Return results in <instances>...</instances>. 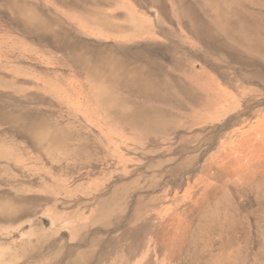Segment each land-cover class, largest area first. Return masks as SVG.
Returning a JSON list of instances; mask_svg holds the SVG:
<instances>
[{
    "label": "rangeland",
    "instance_id": "rangeland-1",
    "mask_svg": "<svg viewBox=\"0 0 264 264\" xmlns=\"http://www.w3.org/2000/svg\"><path fill=\"white\" fill-rule=\"evenodd\" d=\"M74 1L100 13L101 30ZM113 10L138 17L141 32L167 29L174 71L199 79L193 101L113 94L126 113L153 111L160 127L98 106L111 85L52 43V19L110 52L154 36L102 26ZM193 16L239 59L204 45L186 27ZM250 86L262 95L243 100ZM263 106L264 0H0V264H264V155L245 161L241 147L242 126Z\"/></svg>",
    "mask_w": 264,
    "mask_h": 264
},
{
    "label": "bare ground",
    "instance_id": "bare-ground-1",
    "mask_svg": "<svg viewBox=\"0 0 264 264\" xmlns=\"http://www.w3.org/2000/svg\"><path fill=\"white\" fill-rule=\"evenodd\" d=\"M154 1H156V0H154ZM81 2L78 1V2H75V4H70V5L75 6V9L78 12V13H76V15H78L79 18H81L83 20H87L86 22H89L90 25L95 26L94 23H96L97 20L101 19L99 17L100 13H97L96 11L91 10L92 8H90V7L83 6V4ZM239 7H240V9H242L241 6H239ZM160 8L162 11L163 10V4L160 5ZM240 9L237 10V12H235V16H237V17L240 16V19H243V21H245L247 23L251 22L253 19L250 18L249 16L244 15V12L243 13L240 12L241 11ZM108 15L110 16L112 22L111 23H108V22L102 23L101 22V25L104 27H107V28L111 27L110 29H112L113 32H122V33H125L126 35H129L130 37H132V35L135 36V34H145L146 35V34H151V32H152V34L154 36L151 35V37H149V38L142 37L139 40H132L133 38H131V39L128 38L129 41H127V42H125L126 40H123V41L113 43L112 44L113 48H112V51L110 52L108 50H105V48L103 49V47L101 49H99V46L105 45L102 42H100L99 40H90L86 37L79 36L73 31V29L71 28L72 26L70 27V25H65L63 22H59L57 20L52 19L51 22L48 21L49 24H52L50 26H53V24H54L55 26L58 27V30L61 31V35L59 36V38L55 37L56 32L53 33L54 41H52V43L59 50L66 51V52L70 53V60L76 68H79V70L86 73L87 75H92L94 78H96L99 81H107L111 85V88H109L107 90H102V88H99L101 91H99L97 94H108L109 96L106 95V96L100 97V99L98 97L94 98L95 101L97 102L98 106H106V107H104L105 108L104 110L107 109L109 111H113V113H116L119 115L121 114L123 118H126L128 120V122L129 121L131 122L132 126L139 124L138 120H140V121L142 120L141 125L144 127H151V128L160 127L161 122L156 117H153V116H155L153 111H151L147 108L141 107V106H139V104H137L139 107H141V109L139 111L133 110V112L126 113V110H127L126 104L123 101H115V99H114L115 96L113 97V94H118L117 92L121 91L122 94L123 93L139 94L141 96H144L146 98H151V99H160L161 97L178 99L179 98L178 94H183L184 96H186V98L189 101H193V99L195 98V94H202V92L200 91V87L195 83V81L199 82V79H196L195 81L188 80L187 75H186V78H184L183 76H180L177 73V71H174L176 67L174 68L175 65H171V63L174 61L173 52L175 51L176 45L173 44L172 39L170 38L169 32H168V34L165 33V31L167 29L164 30V28L160 27L158 25V23H154V30H151L150 32L149 31L141 32L139 30L141 28L140 27L141 23L139 22L138 17H135L134 14H132L130 12H126V11L119 12V11L113 10V11L108 12ZM35 21L38 23H43V25H45L47 23V22H41V20L38 18ZM190 22H191V27H189V26H186V27L188 29H190V31L192 30V32L196 35L197 38H199V40L204 45L216 47V48L220 47L221 49H225V50L229 51L228 55L231 59H235V60L239 59L238 53L235 51L233 46L227 45L226 43L222 42L221 39L209 36L205 32H203L201 27L196 23L197 19H195L194 16L191 17ZM95 27L97 29H100V30L102 29L101 26H95ZM54 29L52 31H56L57 28H54ZM139 36L141 37V35H139ZM155 37H159V38L163 39V41L165 38V40L167 42H163V41L158 42V41H156ZM170 43H172V44H170ZM96 47H98V48H96ZM195 53H197V52H195ZM212 63H214V62H212ZM176 65H177V63H176ZM247 67H249V66L247 65ZM204 70H205V68H204ZM227 70H229V69H227ZM192 71H193L194 75H196V70H192ZM201 73H203V72H201ZM208 82L210 83L208 85V88L211 89L212 86H210V85L212 82L209 80H208ZM216 83H218V82H216ZM217 86H216V88H217ZM228 87H229V84H228ZM206 90H208V89L206 88ZM249 90H250V88H249ZM211 92H212V90H211ZM211 92H210V94H211ZM254 93L256 94V92H254ZM205 94H208V93L206 92ZM246 94H248V93H246ZM110 99H112V100L114 99L113 102ZM205 103H206V100H205ZM243 104H244V102H243ZM85 109L91 110L86 105H85ZM207 109H208V107H207ZM108 113H110V112H108ZM113 115H115V114H113ZM161 119H163V118H161ZM114 121H116V120H114ZM117 124H118V122H117ZM232 125H233V122H232ZM259 127L261 128V130H264V116L261 118V121L259 122ZM139 128H140V126H139ZM117 132H119V130ZM123 134H124V132H123ZM153 135H154V133H153ZM137 141H139V140H137ZM81 142H82V140H81ZM218 142H220V141H218ZM191 147H192V145H191ZM149 152H150V150H149ZM186 166H187V164L180 165L179 167L175 168L173 171L176 172V171L182 170ZM126 175H128V174H126ZM119 178H121V177H119ZM149 215L150 214H148V216ZM133 224H135V223H133ZM137 227H139V226H137ZM139 228L133 230V232H132L134 239H136L138 237L139 230H140ZM126 232H128V231H126ZM141 232H142V229H141ZM128 245L130 246L129 243H128ZM85 261L86 260H84V262Z\"/></svg>",
    "mask_w": 264,
    "mask_h": 264
},
{
    "label": "crops",
    "instance_id": "crops-1",
    "mask_svg": "<svg viewBox=\"0 0 264 264\" xmlns=\"http://www.w3.org/2000/svg\"><path fill=\"white\" fill-rule=\"evenodd\" d=\"M249 88L246 91L243 92L241 91L238 92L237 94H242L241 98L243 100L250 98L252 96L253 98H257L260 97V95H262L261 90L258 89V87L250 86ZM254 92H256V94ZM246 93H248L249 95ZM263 116H264V106L256 110V112H254L252 115L251 122L246 123L241 128L242 140H243L241 143V147H242L243 157L244 159L246 158L245 161H249V160L255 161L257 156L264 155V130H261V128L256 130V127H259V121Z\"/></svg>",
    "mask_w": 264,
    "mask_h": 264
}]
</instances>
